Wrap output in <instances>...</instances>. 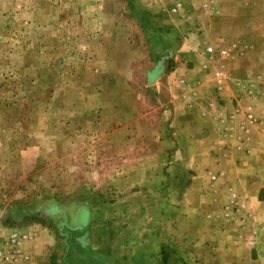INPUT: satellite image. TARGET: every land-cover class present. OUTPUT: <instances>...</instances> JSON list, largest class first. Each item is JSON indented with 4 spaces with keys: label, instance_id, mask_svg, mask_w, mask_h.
<instances>
[{
    "label": "rangeland",
    "instance_id": "obj_1",
    "mask_svg": "<svg viewBox=\"0 0 264 264\" xmlns=\"http://www.w3.org/2000/svg\"><path fill=\"white\" fill-rule=\"evenodd\" d=\"M163 18L216 51L190 59L188 83L230 81L248 105L264 96V0H0V235L46 228L58 238L49 261L82 209L104 227L103 250L117 224L150 225L179 177L156 168V152L176 142L173 100L185 92L179 75L152 78L145 27Z\"/></svg>",
    "mask_w": 264,
    "mask_h": 264
},
{
    "label": "crops",
    "instance_id": "obj_2",
    "mask_svg": "<svg viewBox=\"0 0 264 264\" xmlns=\"http://www.w3.org/2000/svg\"><path fill=\"white\" fill-rule=\"evenodd\" d=\"M190 28L193 25L164 18L146 22L145 27L156 60L152 78L159 83L164 75H179L176 84L187 97L173 100L176 142L166 140L156 152V168L168 164L167 171H179V177L170 180L175 186L170 197L162 198L159 211L150 214V225L115 223L105 238L114 251L102 249L104 227L91 226L85 209L73 213L75 225L61 232L66 253L55 247L49 261L42 257L48 246L56 245V234L33 225L10 227L7 233L23 230L34 235L24 242L30 260L23 264H164V245L176 252V264H264V96L255 99L256 121L250 122L246 94L230 81L188 83L186 64L209 54L199 47L194 33L189 34ZM179 59L183 60L178 64ZM189 90L197 96L189 98ZM246 125L249 133L243 130ZM170 144L176 156L168 163L165 147ZM187 171L193 173L185 184ZM106 258L113 260L106 263Z\"/></svg>",
    "mask_w": 264,
    "mask_h": 264
},
{
    "label": "built area",
    "instance_id": "obj_3",
    "mask_svg": "<svg viewBox=\"0 0 264 264\" xmlns=\"http://www.w3.org/2000/svg\"><path fill=\"white\" fill-rule=\"evenodd\" d=\"M207 52L212 55L216 53L213 46L207 47ZM225 54V50H221ZM246 119L250 122L256 121L255 107L249 104L246 110ZM243 130L249 133L248 126H243ZM234 198H237L234 195ZM34 235L31 233H22L21 231L14 230L6 235H0V264H23L30 260V254L24 248L25 241L33 240Z\"/></svg>",
    "mask_w": 264,
    "mask_h": 264
},
{
    "label": "trees",
    "instance_id": "obj_4",
    "mask_svg": "<svg viewBox=\"0 0 264 264\" xmlns=\"http://www.w3.org/2000/svg\"><path fill=\"white\" fill-rule=\"evenodd\" d=\"M171 65L168 69V71H171ZM162 253V259H163V263L164 264H176L178 262L177 260V256H176V252L174 251V249H172V247L168 246V245H164L162 247L161 250ZM179 264H185V263H180Z\"/></svg>",
    "mask_w": 264,
    "mask_h": 264
}]
</instances>
